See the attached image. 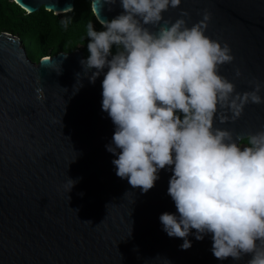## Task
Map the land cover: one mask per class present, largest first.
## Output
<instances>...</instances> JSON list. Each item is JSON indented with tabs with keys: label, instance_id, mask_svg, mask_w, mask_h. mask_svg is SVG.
Instances as JSON below:
<instances>
[{
	"label": "water",
	"instance_id": "water-1",
	"mask_svg": "<svg viewBox=\"0 0 264 264\" xmlns=\"http://www.w3.org/2000/svg\"><path fill=\"white\" fill-rule=\"evenodd\" d=\"M12 1L27 13L53 14L74 2ZM90 9L98 23L123 11L120 0H90ZM182 9L188 26L210 14L205 34L230 47L234 59L219 73L236 92L259 83L264 97V0H181L164 16L175 21ZM82 59L75 49L33 62L15 35L0 32V264H246L250 255L215 258L211 234L197 240L192 230L186 250L167 235L160 215H178L167 194L170 169L146 193L116 175L106 149L115 126L101 107L103 74L90 82ZM216 126L241 142L264 127V103Z\"/></svg>",
	"mask_w": 264,
	"mask_h": 264
},
{
	"label": "clouds",
	"instance_id": "clouds-1",
	"mask_svg": "<svg viewBox=\"0 0 264 264\" xmlns=\"http://www.w3.org/2000/svg\"><path fill=\"white\" fill-rule=\"evenodd\" d=\"M120 4V14L99 20L102 30L87 23L89 55L80 61L90 82L103 74L101 107L115 126L106 149L116 175L146 193L170 169L167 194L178 215H160L167 235L186 250L192 230L197 240L211 234L215 258L250 255L246 264H264V127L242 146L232 130L216 126L264 103L261 84L239 93L219 73L234 57L227 43L205 34L209 13L188 26L186 10L175 21L164 16L181 0ZM71 20L61 23L67 28Z\"/></svg>",
	"mask_w": 264,
	"mask_h": 264
},
{
	"label": "trees",
	"instance_id": "trees-1",
	"mask_svg": "<svg viewBox=\"0 0 264 264\" xmlns=\"http://www.w3.org/2000/svg\"><path fill=\"white\" fill-rule=\"evenodd\" d=\"M66 16L72 19L67 28L61 23ZM89 21L97 30H102V25L91 12L90 0H74L72 9L62 14H53L42 7L27 13L12 0H0V32L15 35L26 57L33 62L44 56L69 53L75 49L86 59L89 53L85 29ZM112 51L115 53V48Z\"/></svg>",
	"mask_w": 264,
	"mask_h": 264
},
{
	"label": "bare ground",
	"instance_id": "bare-ground-1",
	"mask_svg": "<svg viewBox=\"0 0 264 264\" xmlns=\"http://www.w3.org/2000/svg\"><path fill=\"white\" fill-rule=\"evenodd\" d=\"M54 13H58V12L55 11Z\"/></svg>",
	"mask_w": 264,
	"mask_h": 264
},
{
	"label": "flooded vegetation",
	"instance_id": "flooded-vegetation-1",
	"mask_svg": "<svg viewBox=\"0 0 264 264\" xmlns=\"http://www.w3.org/2000/svg\"><path fill=\"white\" fill-rule=\"evenodd\" d=\"M241 143H242V141H241ZM242 144H244V143H242Z\"/></svg>",
	"mask_w": 264,
	"mask_h": 264
},
{
	"label": "rangeland",
	"instance_id": "rangeland-1",
	"mask_svg": "<svg viewBox=\"0 0 264 264\" xmlns=\"http://www.w3.org/2000/svg\"><path fill=\"white\" fill-rule=\"evenodd\" d=\"M242 144V143H241ZM244 144H242V146H243Z\"/></svg>",
	"mask_w": 264,
	"mask_h": 264
}]
</instances>
